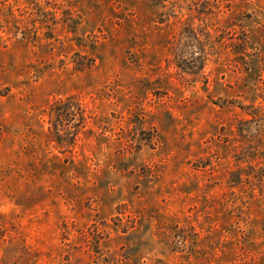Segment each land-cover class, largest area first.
Instances as JSON below:
<instances>
[{
    "label": "rangeland",
    "instance_id": "obj_1",
    "mask_svg": "<svg viewBox=\"0 0 264 264\" xmlns=\"http://www.w3.org/2000/svg\"><path fill=\"white\" fill-rule=\"evenodd\" d=\"M0 264H264V0H0Z\"/></svg>",
    "mask_w": 264,
    "mask_h": 264
}]
</instances>
